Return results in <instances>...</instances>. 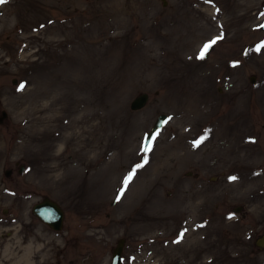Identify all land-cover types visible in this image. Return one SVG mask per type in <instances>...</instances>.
<instances>
[{
    "label": "rangeland",
    "instance_id": "374dc122",
    "mask_svg": "<svg viewBox=\"0 0 264 264\" xmlns=\"http://www.w3.org/2000/svg\"><path fill=\"white\" fill-rule=\"evenodd\" d=\"M263 5L0 3V264H264Z\"/></svg>",
    "mask_w": 264,
    "mask_h": 264
},
{
    "label": "water",
    "instance_id": "95a60500",
    "mask_svg": "<svg viewBox=\"0 0 264 264\" xmlns=\"http://www.w3.org/2000/svg\"><path fill=\"white\" fill-rule=\"evenodd\" d=\"M264 9V5H263ZM258 28L264 31V16L261 22L258 24ZM250 81L253 80V76L251 75L249 78ZM148 98V94L145 91L138 92L134 96H132L128 102V107L131 110H136L141 108ZM6 116V111L4 109H0V121ZM166 120V114L160 112L155 115L152 120L149 128L143 134V138L141 141V151L142 148L149 144L152 137L155 133L161 128L164 121ZM22 165L20 164L18 167V172L20 171ZM10 172V169H4L3 173L6 175ZM238 206L235 207V210ZM31 214L36 217L40 222L48 226L52 230H59L62 226L63 220V210L61 206L52 198L48 196H43L42 198L34 201L30 206ZM264 243V235L261 234L255 239V244L261 247ZM123 246V238L119 237L115 240L114 245L110 249V256L108 264H119L121 260V251ZM76 264V263H70Z\"/></svg>",
    "mask_w": 264,
    "mask_h": 264
},
{
    "label": "snow or ice",
    "instance_id": "6c2138e0",
    "mask_svg": "<svg viewBox=\"0 0 264 264\" xmlns=\"http://www.w3.org/2000/svg\"><path fill=\"white\" fill-rule=\"evenodd\" d=\"M5 2V0H0V3H4ZM217 39H220V37H217L216 39H214V40H211V41H209L208 43H206L204 46H203V48L201 49V51H200V54H199V56L197 57L198 59H201V58H203V56H204V54L208 51V49L213 45V44H215L216 43V40ZM152 139H155V136H153L152 137ZM203 139V138H202ZM201 141H196V144L198 145L199 143H200ZM195 146V145H194ZM151 149V143L149 142V144H147V145H145L143 148H142V151H144V152H148L149 150ZM145 162H147V157H145ZM139 167H142V165H136V168H139ZM135 172V169H133V172H130L129 173V175L125 178V180H124V187H127V184L129 183V181L132 179V175H133V173ZM230 179H236L235 177H230ZM123 192H124V188H121L120 189V193L121 194H123ZM120 197L119 196H117V199H119ZM181 235H183V234H181Z\"/></svg>",
    "mask_w": 264,
    "mask_h": 264
},
{
    "label": "bare ground",
    "instance_id": "6f19581e",
    "mask_svg": "<svg viewBox=\"0 0 264 264\" xmlns=\"http://www.w3.org/2000/svg\"><path fill=\"white\" fill-rule=\"evenodd\" d=\"M183 242H181V243H178L177 245H180V244H182ZM15 255H16V253H15ZM29 256V255H28ZM12 257H14V256H12ZM22 257H25L26 258V254H23L22 255ZM27 259V258H26ZM16 262H17V260H15V262L13 263V264H16ZM28 262H26V264H27Z\"/></svg>",
    "mask_w": 264,
    "mask_h": 264
},
{
    "label": "flooded vegetation",
    "instance_id": "af4514ba",
    "mask_svg": "<svg viewBox=\"0 0 264 264\" xmlns=\"http://www.w3.org/2000/svg\"><path fill=\"white\" fill-rule=\"evenodd\" d=\"M122 238V237H121ZM123 243H124V240H123Z\"/></svg>",
    "mask_w": 264,
    "mask_h": 264
}]
</instances>
